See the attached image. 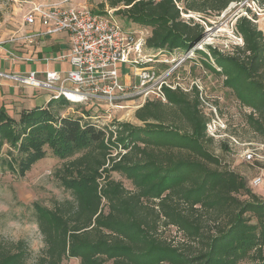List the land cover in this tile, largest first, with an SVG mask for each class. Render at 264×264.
I'll use <instances>...</instances> for the list:
<instances>
[{
  "label": "trees",
  "instance_id": "16d2710c",
  "mask_svg": "<svg viewBox=\"0 0 264 264\" xmlns=\"http://www.w3.org/2000/svg\"><path fill=\"white\" fill-rule=\"evenodd\" d=\"M234 1L241 0H106V5L150 26L147 46L157 51L192 47L202 39L204 25L182 13L197 12L207 21ZM236 29L242 46L228 53L208 46L209 52L248 105L264 116V32L247 15L237 19ZM172 92L168 102L150 100L136 110L144 126L105 127L60 117L50 105L17 121L0 109V162L24 169L42 155L43 144L55 146L58 156L68 158L58 175L71 191V198L52 208L36 207L45 246L35 261L29 263L28 244L19 240L0 242V264H63L69 256L82 264H264V200L208 149L214 136L198 101ZM261 126L259 121L257 129L264 131ZM6 144L17 154L9 150L3 158ZM114 171L131 179L134 189L112 178ZM171 225L182 240L165 236Z\"/></svg>",
  "mask_w": 264,
  "mask_h": 264
},
{
  "label": "rangeland",
  "instance_id": "374dc122",
  "mask_svg": "<svg viewBox=\"0 0 264 264\" xmlns=\"http://www.w3.org/2000/svg\"><path fill=\"white\" fill-rule=\"evenodd\" d=\"M33 1L85 5L95 14H109L112 9L106 5V0ZM30 5L20 0H0V41L10 39L27 29L23 16ZM242 15L251 17L264 32V0L231 2L225 10L209 17L207 21L197 12L182 13L186 20L193 18L204 25L202 39L188 48L171 45L156 51L146 45L143 52H147V55L143 56V60H139L138 64L121 65L124 90L121 91L122 97L118 99L117 108L95 98L64 103L53 97L54 90L24 87L23 83L7 76L13 75V72L0 70V109L6 110L17 121L34 108L50 105L60 117H82L83 121L95 122L105 127H114L116 122L144 126V122L136 118V110L150 100L168 102V95L173 94L172 91L176 89L177 94L191 100L196 99L200 111L209 118L207 132L214 137L211 142H207L208 149L219 157L224 166L241 173L253 192L264 200V131L257 129L259 121L264 129V116L248 105L236 86L226 79L216 56L208 48L211 46L220 53H228L234 46H242L243 38L236 29L237 19ZM113 16L124 29L142 30L148 37L151 35L150 26L129 21L116 12ZM16 44L21 43H14ZM8 46L12 47V44L9 43ZM41 95L45 99L52 96L55 100L48 104L52 98L39 99ZM56 118L58 119L57 116ZM9 150L17 154L15 149L6 144L1 156L8 158ZM117 150L122 148L118 147ZM117 150L114 149L113 154ZM40 151L42 155L35 157L24 169H20L18 164H12V168H9L0 162V242L10 245L19 240L26 241L31 251L29 263L35 261L45 246L36 207L52 208L57 201L71 198L70 189L64 186L58 175L68 158L58 156V149L50 144H43ZM248 153H252L253 157L249 159ZM110 174L112 178L122 181L127 188L134 189L133 182L124 174L116 171ZM256 177H261L262 180L259 184L252 185L251 180ZM240 197L247 198L246 195ZM104 204L107 209L105 201ZM164 234L174 241L183 238L180 230L172 225L165 228ZM63 264L82 263L80 258L69 256L63 260Z\"/></svg>",
  "mask_w": 264,
  "mask_h": 264
},
{
  "label": "built area",
  "instance_id": "2783aa9c",
  "mask_svg": "<svg viewBox=\"0 0 264 264\" xmlns=\"http://www.w3.org/2000/svg\"><path fill=\"white\" fill-rule=\"evenodd\" d=\"M20 1L31 4L23 16L27 29L10 39L1 40L0 48L9 43L32 46L41 36L67 33L70 43L68 51L44 59L67 60L69 68L65 73L47 70L44 79L39 78L35 70L7 76L24 85L54 90V98L64 95L74 102L95 98L117 108L121 91L124 90L121 65L138 64L139 60H143V56L147 55L143 50L148 35L142 30L124 29L113 16L115 9L109 10V14H95L85 5ZM36 23L42 26L40 30L32 29ZM16 58L23 61L34 59L22 55ZM247 157L250 159L253 154L248 153ZM261 180V177L252 179V185L259 184Z\"/></svg>",
  "mask_w": 264,
  "mask_h": 264
},
{
  "label": "crops",
  "instance_id": "0c3cea01",
  "mask_svg": "<svg viewBox=\"0 0 264 264\" xmlns=\"http://www.w3.org/2000/svg\"><path fill=\"white\" fill-rule=\"evenodd\" d=\"M41 28L42 26L40 23H36L32 26V29L34 30H40ZM69 48L70 43L67 33H61L55 36H41L37 40V43L32 46H26L23 43L12 45V47L6 46L0 48V70L9 73H25L30 70H35L38 73L37 75L39 78H44L47 70L65 73L69 68V62L67 60L46 61L44 58L66 53ZM19 55L32 56L34 59L32 61L22 62V60L16 59V56ZM24 87H28V85H24ZM38 98H43L44 100L47 99H45L44 95H41ZM50 98H52V96L48 97L47 100Z\"/></svg>",
  "mask_w": 264,
  "mask_h": 264
},
{
  "label": "bare ground",
  "instance_id": "6f19581e",
  "mask_svg": "<svg viewBox=\"0 0 264 264\" xmlns=\"http://www.w3.org/2000/svg\"><path fill=\"white\" fill-rule=\"evenodd\" d=\"M70 97H74V96H72V95H69Z\"/></svg>",
  "mask_w": 264,
  "mask_h": 264
}]
</instances>
